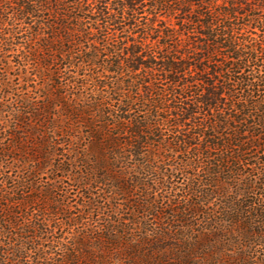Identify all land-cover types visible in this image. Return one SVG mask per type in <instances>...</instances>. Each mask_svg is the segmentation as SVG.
Wrapping results in <instances>:
<instances>
[{
    "label": "trees",
    "instance_id": "obj_1",
    "mask_svg": "<svg viewBox=\"0 0 264 264\" xmlns=\"http://www.w3.org/2000/svg\"><path fill=\"white\" fill-rule=\"evenodd\" d=\"M0 44L49 83L37 108L20 99L27 112L14 113L0 162L18 153L36 178L57 140H76L68 161L81 165L79 185L167 221L149 194L170 189L177 172L191 176L187 200L168 214L177 229L138 238L107 229L99 245L76 239L59 264H264V0H0ZM72 67L89 72L65 77ZM85 86L89 101L77 93ZM2 165L0 264H39L26 259L59 240L44 212L58 214L60 200L33 182L7 190ZM35 203L48 207L42 220L29 213Z\"/></svg>",
    "mask_w": 264,
    "mask_h": 264
},
{
    "label": "rangeland",
    "instance_id": "obj_2",
    "mask_svg": "<svg viewBox=\"0 0 264 264\" xmlns=\"http://www.w3.org/2000/svg\"><path fill=\"white\" fill-rule=\"evenodd\" d=\"M19 56L20 54H18L17 51L11 53L4 52V47L0 44V80L6 85L0 84V110H2L0 113V143L5 144L9 143V134L16 124L14 113L18 111L27 112V110H23L21 107L20 99L22 97L29 98L37 108V106L42 103V96L47 94L41 87L46 85L49 86L48 82L35 78L34 75H32L35 71L31 63H25L22 67H18L17 61L19 60ZM79 69L76 67L67 69L64 73L65 77L74 75L77 78H81L85 72H89L88 70L85 71V68ZM25 74L29 76L32 75L30 77L32 81L29 85L25 84ZM65 82L66 81H62L63 84ZM94 91L92 87L85 86L83 90H77V93H79L81 98L89 101L90 98H93V94H95ZM98 94L101 95L100 92H98ZM56 112L57 111H55V113ZM73 127L75 129H81V126L78 125H74ZM81 130L84 132V129ZM75 141L76 140H68V142H66L65 139L57 140L56 142L61 145L54 149L56 154L55 159H51V166L47 167L45 171L36 178L28 176V171H25L27 168L26 166L22 169L23 164L28 162L27 159L24 162L22 158L19 157L18 153H16L17 159L5 157L3 158V162H0V165L3 164L2 166L5 165V167H7H4V172L5 175L10 178V181L5 185L7 190L11 191L14 185H17L19 181L28 183L33 182L35 186H37L38 191L47 188L57 200H60V205L56 210L58 214L51 216L48 212H44L46 218H48V226L51 230H53L54 227L53 237L54 239H59L57 241L58 243L54 240L53 242L50 241V243L46 242L44 246L39 245V254L31 250L26 259L28 263L39 258L37 260L39 264H59L71 254L66 252L65 249L69 248L76 239L83 240L85 237L92 240L89 244L99 245L97 242L94 244V241L99 239V237L106 236L107 229L109 230L111 228L117 230V235L122 234L121 228H123V230H127V234H131L132 237L138 238L141 234H144L143 228H146L150 232L157 229L158 231L160 230L166 233V231H174L179 227L178 223H171L168 214H170L172 210L179 209L183 205L182 202L187 200L188 195H186L183 190H185L187 185L191 182L190 175H181L177 172L173 178L168 180L170 189L161 188L160 186L158 189L152 190L149 194V199L156 200L158 204H161L162 207H160L159 213L162 217L167 218L168 221L160 218L158 214L154 215L153 212L150 213V216L145 214L142 215L141 213L133 216L131 211L134 208L130 206L131 204H126L120 199L117 200L115 198L110 203L107 202L108 200L106 199L108 198V194L105 195L102 186L87 188L79 185L81 182L76 178V172H79L81 165L77 162L68 161V153L70 152L69 145ZM86 143L87 142H84L83 145ZM33 165L34 164L31 165L28 163V169ZM67 165L71 166L72 173L63 171V168H66ZM74 174H76V176ZM199 178L201 179L202 175H200ZM151 179H154V177ZM34 196L42 199L39 192L35 193ZM143 196L144 195L139 193L138 198L135 199L136 202L137 200H140L139 202L143 201ZM89 202L94 203V209H89ZM33 206L34 208H28L29 213L32 212V214L38 217L37 219L42 220L40 213L37 211H45L48 207L43 206L41 203H35ZM28 209H21V212H28ZM33 209H35V211H33ZM17 212L19 211L17 210ZM182 219L185 220L188 225H193L194 230H197L199 226H203V224L200 225L199 223L202 220L201 216L190 217L187 215ZM68 220H71V223H69ZM130 220L141 222L140 226L138 225V227H136L132 225ZM114 222L118 224H115L113 228ZM140 227L142 230L138 229ZM189 233L190 232H187V234ZM111 234L114 236V233ZM122 236L125 235L122 234ZM53 245L54 247H51ZM108 250L110 255L115 258L116 255L113 253L115 250L112 251L109 246Z\"/></svg>",
    "mask_w": 264,
    "mask_h": 264
}]
</instances>
